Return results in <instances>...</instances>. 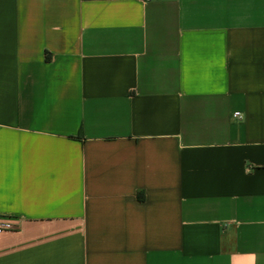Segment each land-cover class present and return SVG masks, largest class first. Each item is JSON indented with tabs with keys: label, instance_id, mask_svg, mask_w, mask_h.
Wrapping results in <instances>:
<instances>
[{
	"label": "crops",
	"instance_id": "0c3cea01",
	"mask_svg": "<svg viewBox=\"0 0 264 264\" xmlns=\"http://www.w3.org/2000/svg\"><path fill=\"white\" fill-rule=\"evenodd\" d=\"M0 218V264H264V0H0Z\"/></svg>",
	"mask_w": 264,
	"mask_h": 264
},
{
	"label": "built area",
	"instance_id": "2783aa9c",
	"mask_svg": "<svg viewBox=\"0 0 264 264\" xmlns=\"http://www.w3.org/2000/svg\"><path fill=\"white\" fill-rule=\"evenodd\" d=\"M144 2H151L152 0H143ZM235 117L240 118V113H235ZM9 228V226L0 218V233L6 231Z\"/></svg>",
	"mask_w": 264,
	"mask_h": 264
}]
</instances>
